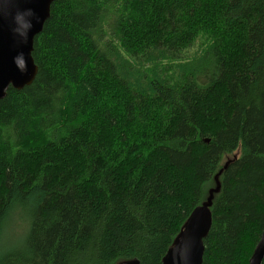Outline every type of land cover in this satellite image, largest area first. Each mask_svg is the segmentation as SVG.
Returning a JSON list of instances; mask_svg holds the SVG:
<instances>
[{
	"label": "trees",
	"instance_id": "trees-1",
	"mask_svg": "<svg viewBox=\"0 0 264 264\" xmlns=\"http://www.w3.org/2000/svg\"><path fill=\"white\" fill-rule=\"evenodd\" d=\"M32 55L0 101V264H162L217 175L203 264H249L264 0H59Z\"/></svg>",
	"mask_w": 264,
	"mask_h": 264
},
{
	"label": "water",
	"instance_id": "water-1",
	"mask_svg": "<svg viewBox=\"0 0 264 264\" xmlns=\"http://www.w3.org/2000/svg\"><path fill=\"white\" fill-rule=\"evenodd\" d=\"M59 0H13L8 16H0V101L5 99L12 88L22 90L30 86L37 74L38 66L33 59L35 38L43 31L45 23L50 18L51 7ZM31 9L34 13L32 28L26 41H21L14 35L12 28V15L17 10ZM23 53L27 70L19 71L14 63V58ZM11 85L12 87H9ZM236 159V157L234 158ZM232 162V161H231ZM230 161L224 166L227 169ZM217 186L210 191V196L203 205L197 207L188 219L182 233L178 236L173 246L167 251L162 264H203L205 245L212 226L211 207L214 194L220 191L218 175L215 177ZM264 260V230L249 264H262ZM121 264H140L138 260L127 261Z\"/></svg>",
	"mask_w": 264,
	"mask_h": 264
},
{
	"label": "clouds",
	"instance_id": "clouds-1",
	"mask_svg": "<svg viewBox=\"0 0 264 264\" xmlns=\"http://www.w3.org/2000/svg\"><path fill=\"white\" fill-rule=\"evenodd\" d=\"M13 0H0V16H8L9 9L12 5ZM34 13L31 9H26L23 11L17 10L14 15H12V31L15 36H17L21 41H26L28 33L32 28V18ZM14 63L21 72L27 70L26 60L23 53H20L14 58ZM9 87H12L9 85Z\"/></svg>",
	"mask_w": 264,
	"mask_h": 264
},
{
	"label": "rangeland",
	"instance_id": "rangeland-1",
	"mask_svg": "<svg viewBox=\"0 0 264 264\" xmlns=\"http://www.w3.org/2000/svg\"><path fill=\"white\" fill-rule=\"evenodd\" d=\"M238 155H239V152H236L234 156L233 155L228 156L225 159V161L222 163V167H224L229 160H233ZM18 219H19L18 217H15V220H18ZM25 231L26 230H25L24 223L19 220L18 222L14 223L11 230H7V233L5 232L2 242L5 245H11L10 242L14 243L15 241L19 240L24 235ZM253 236H254V231L251 232V237L250 238L248 237V238L251 240Z\"/></svg>",
	"mask_w": 264,
	"mask_h": 264
},
{
	"label": "bare ground",
	"instance_id": "bare-ground-1",
	"mask_svg": "<svg viewBox=\"0 0 264 264\" xmlns=\"http://www.w3.org/2000/svg\"><path fill=\"white\" fill-rule=\"evenodd\" d=\"M165 67H167V66H165ZM164 72V71H163ZM168 72V71H167Z\"/></svg>",
	"mask_w": 264,
	"mask_h": 264
}]
</instances>
